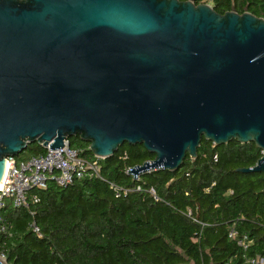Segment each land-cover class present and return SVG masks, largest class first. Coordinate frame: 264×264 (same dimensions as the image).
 <instances>
[{
  "label": "water",
  "instance_id": "water-1",
  "mask_svg": "<svg viewBox=\"0 0 264 264\" xmlns=\"http://www.w3.org/2000/svg\"><path fill=\"white\" fill-rule=\"evenodd\" d=\"M195 1L0 0V184L7 158L75 136L98 159L142 145L135 177L202 138L254 143L237 171L264 178V20Z\"/></svg>",
  "mask_w": 264,
  "mask_h": 264
},
{
  "label": "trees",
  "instance_id": "trees-1",
  "mask_svg": "<svg viewBox=\"0 0 264 264\" xmlns=\"http://www.w3.org/2000/svg\"><path fill=\"white\" fill-rule=\"evenodd\" d=\"M201 3L218 14L264 20V0L195 1ZM68 143L80 158L96 161L98 173L86 171L65 187L49 182L31 189L24 206L5 199L0 256L7 264H246L244 256H264L263 174L237 171L262 157L254 143L215 146L202 138L195 160L186 155L176 171L137 177L127 171L154 159L142 145L124 144L98 159L78 136ZM45 152L28 145L19 160ZM243 237L245 251L237 244Z\"/></svg>",
  "mask_w": 264,
  "mask_h": 264
},
{
  "label": "built area",
  "instance_id": "built-area-1",
  "mask_svg": "<svg viewBox=\"0 0 264 264\" xmlns=\"http://www.w3.org/2000/svg\"><path fill=\"white\" fill-rule=\"evenodd\" d=\"M213 159L216 161V155ZM86 171L97 174L96 161L89 163L80 158L78 151L70 148L68 140L63 142V147L56 150L47 148L45 154L38 157L23 160L7 158L0 184V209L5 199H12L15 207L24 206L29 190L44 189L49 182H54L60 187L68 186L74 180L81 179ZM1 231H4V227ZM33 232L39 235V229L34 224ZM236 236V232L232 231L230 237L234 239ZM237 244L244 251L249 245L246 237L238 239ZM244 258L246 264H264V256H244Z\"/></svg>",
  "mask_w": 264,
  "mask_h": 264
},
{
  "label": "rangeland",
  "instance_id": "rangeland-1",
  "mask_svg": "<svg viewBox=\"0 0 264 264\" xmlns=\"http://www.w3.org/2000/svg\"><path fill=\"white\" fill-rule=\"evenodd\" d=\"M20 156H22V155H19L18 157H15V158H17V159H19L20 158ZM1 257V256H0ZM2 258V257H1ZM3 259V258H2ZM4 260V259H3Z\"/></svg>",
  "mask_w": 264,
  "mask_h": 264
}]
</instances>
